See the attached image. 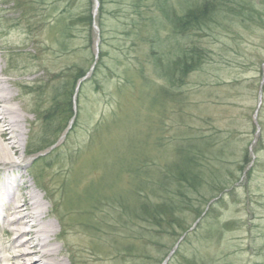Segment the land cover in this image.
<instances>
[{
  "label": "rangeland",
  "instance_id": "obj_1",
  "mask_svg": "<svg viewBox=\"0 0 264 264\" xmlns=\"http://www.w3.org/2000/svg\"><path fill=\"white\" fill-rule=\"evenodd\" d=\"M247 1L255 20L243 22L238 6L232 15L217 18L201 33L200 44L208 52L204 63L188 76L181 94L165 96L162 88L168 85L154 62L160 57L167 64L181 40L188 41L171 30L167 19L177 14V0H104L101 13L99 0H0V77L13 96L23 132L20 155L13 156L16 167L5 170L0 164V186L5 172L22 174L51 215L45 187L61 207L62 223L46 214L60 234L66 231L60 227L67 221L65 212L79 207L64 241L88 244L99 257L97 264H188L193 254L213 264H264V0ZM88 11L92 26L74 21L63 47L56 19ZM94 64L99 65L95 75ZM73 65L89 69L74 94L77 121L54 145L28 155L27 145L41 135L35 110L50 105L55 86L66 79L63 69ZM174 135L177 144L184 135H213L222 150L210 166L222 192L210 205H200L198 223L187 212L189 235L181 237L178 253L176 230L172 237L146 241L147 258L134 256L122 249L131 241V222L118 217L122 208L114 202L132 183L120 171L122 159L144 146L146 157L159 154L156 149ZM200 191L214 195L209 187ZM193 196L202 200L199 193ZM82 220L92 224L91 235L73 229ZM12 237L0 228L2 247Z\"/></svg>",
  "mask_w": 264,
  "mask_h": 264
},
{
  "label": "trees",
  "instance_id": "obj_2",
  "mask_svg": "<svg viewBox=\"0 0 264 264\" xmlns=\"http://www.w3.org/2000/svg\"><path fill=\"white\" fill-rule=\"evenodd\" d=\"M99 1V13H101L104 0ZM250 2L247 0L242 2L238 0H202L200 2L177 0V14L167 16V19L171 30L179 38L188 41L181 40L182 45L177 48L176 57L170 59L167 64L160 62V57H157L154 62L159 75L168 85L162 88L163 95L181 94V88L186 84L188 76L202 66L208 52L205 46L200 44L203 36L201 33L210 29L217 18L232 15L233 6H238L235 11L238 14L243 13V22L255 20V10ZM63 19H56L55 23L60 32L57 41L63 47L66 44L64 39L71 35L69 26L74 21L85 20L88 27H91L93 22L90 11L75 16L70 15L67 20ZM97 24L102 28L100 17L97 19ZM96 64L91 70L93 75L99 69V65ZM88 70L75 65L63 69L62 75L66 79L55 86L50 105L41 111H38V107L35 110L37 113L35 115H38L41 121V135L27 145L28 155H35L46 147L54 145L66 127L69 130L74 127L77 121V113L73 112L74 90L77 82L86 75ZM158 93H161V90ZM51 135L52 138H49ZM168 137L167 141L156 149V151L159 150V154L146 157L143 154L144 146L136 154L131 153L130 156H124L122 159L125 164L120 171L127 172L132 183L131 187L124 191L125 197L120 195L114 202L122 208L118 217L121 215L124 217L123 221L127 219V222H131V233L128 236L131 241L122 249L133 253L134 256L147 258L146 241L166 236L172 237L176 230L179 231L177 238L186 239L190 227L185 223L187 212H193L195 217H200L199 220H201L203 215L200 205L208 204L211 198L222 192L221 180L217 178L216 181L215 178L218 176L210 166V161L216 159L222 150L221 147L216 146L217 143L212 139L213 135L209 137L184 135L179 144H177V135ZM242 161L248 162L246 154L243 155ZM207 187L210 188V192L213 191L210 195H214L206 196L201 193L200 190ZM198 193L202 198L201 201L199 197L193 196ZM220 199L218 197L217 200ZM89 226L93 229L92 224ZM181 239L177 240V253ZM173 253L176 255V251ZM193 256V259H188V264H213L206 257L198 260L195 258L196 254Z\"/></svg>",
  "mask_w": 264,
  "mask_h": 264
},
{
  "label": "bare ground",
  "instance_id": "obj_3",
  "mask_svg": "<svg viewBox=\"0 0 264 264\" xmlns=\"http://www.w3.org/2000/svg\"><path fill=\"white\" fill-rule=\"evenodd\" d=\"M3 82L0 77V164L6 170L16 167L13 156L20 155L19 136L23 132L19 125L22 120L21 116L11 104L13 96ZM31 124L32 122L29 126ZM5 174L7 178L0 186V228L5 235L13 234V237L8 245L3 247L0 245V264H9L13 261L14 264H67L65 260L68 264H97L99 257L88 244L79 242L70 244L64 241L69 231L66 226L69 225L71 228L70 218L73 214L79 213V207L74 209L72 207L75 205H72L69 207L71 210L63 215L67 221L60 224L61 228L66 229L61 235L59 230H56L55 226L46 219V214H48V216H55L58 222L62 223L59 213L61 207L54 199L51 200L45 187L41 188L51 201V215L45 209L47 206L43 204L41 198L23 181L22 174L17 177H8L7 172ZM89 224L86 220H82L72 225L73 229L77 232L80 229L81 234L84 235L87 232L90 234ZM84 238V241H88L86 237ZM8 250H12L9 255L5 254Z\"/></svg>",
  "mask_w": 264,
  "mask_h": 264
}]
</instances>
